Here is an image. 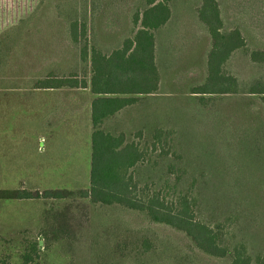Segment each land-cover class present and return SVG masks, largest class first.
Segmentation results:
<instances>
[{
	"label": "rangeland",
	"instance_id": "obj_1",
	"mask_svg": "<svg viewBox=\"0 0 264 264\" xmlns=\"http://www.w3.org/2000/svg\"><path fill=\"white\" fill-rule=\"evenodd\" d=\"M217 1L226 27H239L244 33L246 46L228 65L238 70L235 74L243 92L236 96L192 93L205 79L203 58L213 38L199 16L203 0H173L169 4L171 22L158 33L160 65L167 82L163 91L173 95L143 97L103 130L125 134L126 143H137L146 153L144 163L135 169L140 187L159 191L169 200L193 194L200 219L221 226L231 248L245 244L252 264H261L264 102L262 95L248 92L255 82L264 83V0ZM147 6L148 0H43L34 17L0 38V76L2 72L32 74L43 64L48 70L58 67L56 63L65 66V54H75L68 46L66 30L76 19L87 24V36L90 33L93 43L108 52L110 44L134 34L138 28L134 15ZM33 49L40 54L33 55ZM253 52H259V62L252 61ZM8 53L11 57L7 58ZM157 131L164 133L161 141L154 138ZM9 138L11 149L7 150L19 161L11 172L31 171L35 158L25 159L31 153L30 145L22 144L18 134ZM89 177L78 181V186L70 185L71 189L78 187L77 192L66 199H32L16 205L17 209L4 210L10 217L14 212L17 216L14 220L0 218V264H24V255L39 241L40 256L29 264L231 263L230 255L209 256L184 232L154 223L145 213L82 198L79 190L90 189ZM31 181L0 177V191L40 188L38 192L45 193L67 187L49 182L48 177L38 180L40 185ZM5 201L9 199L0 200Z\"/></svg>",
	"mask_w": 264,
	"mask_h": 264
},
{
	"label": "trees",
	"instance_id": "obj_2",
	"mask_svg": "<svg viewBox=\"0 0 264 264\" xmlns=\"http://www.w3.org/2000/svg\"><path fill=\"white\" fill-rule=\"evenodd\" d=\"M42 1L0 0V34L30 19ZM172 1L148 0L147 8L138 10L134 15L133 24L138 26L134 37L125 40L123 48L111 56L89 47L85 22L76 19L70 23L72 40L84 44V59L91 58V82L94 91L102 95L156 93L159 74L155 63L154 32L169 21V4ZM199 16L209 29L214 42L209 58L210 77L214 79L211 81L210 78L211 87L200 88L199 91L230 93V89L224 90L222 87L225 82L234 79L220 73V67L235 50L246 46L245 38L239 29H225L217 0H203ZM258 53H252L254 60H257ZM111 71L117 74L114 78L110 76ZM248 93L262 95L264 102V83L255 82ZM99 118L94 111L90 189L79 191L82 198H88L95 204H118L130 210L140 211L154 223L165 224L184 232L200 251L209 256L225 258L230 255V264H252L245 244L240 243L231 248L223 236L221 226H211L200 219L198 199L193 194L176 195L174 199L169 200L159 191L147 186L140 187L135 179V169L144 163L146 153L137 143H126L123 134L116 135L98 127ZM163 135L162 131H157L154 138L160 140ZM72 194L67 191H49L44 194L28 190L0 191V200H62ZM40 248V241L33 244L30 252L24 255V264L38 259ZM259 262L264 264V258H260Z\"/></svg>",
	"mask_w": 264,
	"mask_h": 264
},
{
	"label": "crops",
	"instance_id": "obj_3",
	"mask_svg": "<svg viewBox=\"0 0 264 264\" xmlns=\"http://www.w3.org/2000/svg\"><path fill=\"white\" fill-rule=\"evenodd\" d=\"M35 13L32 17H34ZM170 22L171 19L162 28L166 29ZM19 27L20 25H15L8 28L0 34V38L10 30L18 29ZM70 28L69 24L66 30L68 32V46L70 49H73L75 54L73 57L68 56L67 53L65 54L66 56L63 57L65 66H62L61 63H56L58 66L56 67L55 62H52L51 65L55 67L48 70L44 67L43 62L40 63L43 64V67L34 70L32 74L15 76L12 72L10 74L2 72L0 76V138H4V141L0 140V177L33 178V181H31L33 185H40L42 181L38 180L48 177L50 178L49 182H55L58 181L57 179H60L62 182L58 181L57 183L67 186L64 190H48L46 192L67 191L75 193L78 187L71 189L69 186L74 184V186H78L80 182H83L84 177L91 176L94 111L95 115L97 114L100 117L98 127L105 129L110 121L116 119V117H121L126 108L135 106L143 97L173 95L172 93H165L166 91H163L167 82L165 80V68L160 65L159 29L154 32L155 63L159 74V86L156 93L147 95L110 93L109 95H102L92 88L93 70L91 58H83V43H76L72 40ZM225 28L228 31L236 29H228L226 25ZM237 29L240 30L244 37L243 30L239 27ZM206 31L210 35L209 31ZM133 37L134 34L125 38L119 37V42L110 44V51L105 52L103 51L104 49L99 48L93 43L89 33V47L96 48L111 56L114 52L123 48L125 40ZM64 43H67L66 40ZM213 43L212 39L203 58L205 79L201 86L194 87L192 93L194 95L208 96H236L242 93L243 88L240 78L235 74L238 70L236 67H234V70L228 67L238 53L243 50L242 48L235 50L230 58L220 67L222 70L220 73L234 79V81L225 82L222 87L224 90L230 89V93H210L214 91L207 90L199 91L200 88L211 87L210 78L211 81L214 79V77H210L209 68V58L213 50ZM1 46L2 44L0 45V49ZM34 52L38 55L40 54L39 50L33 49V55H35ZM180 54L176 53L175 55L179 56ZM5 57L11 56L8 53ZM33 61H35L34 57ZM39 61L40 59H36V62ZM252 61L259 62V60ZM115 75L117 74L112 71L110 72V76L113 78ZM17 134L19 135V139L24 141L22 144L28 143L31 147V153L25 159L35 158L31 167L32 170L26 171V173L11 172L16 168V163L19 161L16 157L14 159L11 157L12 151L7 150V147L10 148L7 140L9 141V137H15ZM123 135L125 136V134ZM24 166L22 163V167ZM78 181L79 183L77 184ZM38 191H40V188L32 192ZM39 194H44V192H39ZM26 201L34 200L0 202V218L14 220L17 213H12L10 217L9 214H5L6 211L4 212V210L17 209L16 205L28 203Z\"/></svg>",
	"mask_w": 264,
	"mask_h": 264
}]
</instances>
